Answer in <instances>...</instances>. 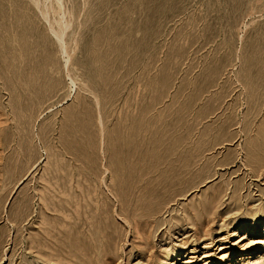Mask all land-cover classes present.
<instances>
[{"label":"rangeland","instance_id":"1","mask_svg":"<svg viewBox=\"0 0 264 264\" xmlns=\"http://www.w3.org/2000/svg\"><path fill=\"white\" fill-rule=\"evenodd\" d=\"M36 1L0 0V264H264V0ZM79 212L99 259L42 239Z\"/></svg>","mask_w":264,"mask_h":264},{"label":"bare ground","instance_id":"2","mask_svg":"<svg viewBox=\"0 0 264 264\" xmlns=\"http://www.w3.org/2000/svg\"><path fill=\"white\" fill-rule=\"evenodd\" d=\"M33 1V0H32ZM38 1H41V2H43L42 0H38ZM38 1H36V2H38ZM56 1V0H55ZM58 2H59V0H57ZM56 1V2H57ZM35 2V1H34ZM33 2V3H34ZM40 2V3H41ZM58 2H57V4H58ZM44 3V2H43ZM47 3V2H46ZM38 4V3H37ZM37 6V5H36ZM49 8V7H48ZM45 14H46V12H43V15L45 16ZM47 14H48V12H47ZM42 15V16H43ZM63 15V14H62ZM61 15V16H62ZM46 17V16H45ZM63 18H64V16H63ZM47 19V18H46ZM62 20H64V19H62ZM60 21V20H59ZM61 22V21H60ZM63 22V21H62ZM59 23V22H57L58 24H59V28H58V30H56L55 28H52L51 29V31H52V33H54V35H55V37H57L58 39V41L60 42V44H61V51H62V53L64 54V53H66V47H65V44H64V40H63V36H64V34H65V32H66V29L68 28V24H65V23ZM65 22V21H64ZM56 23V24H57ZM67 23V22H66ZM50 25H52V24H50ZM49 25V26H50ZM50 27H53V26H50ZM55 29V30H54ZM58 42V43H59ZM60 46V45H59ZM30 62V61H29ZM21 63H23V62H21ZM26 63L27 62H25L24 64L26 65ZM28 67V66H27ZM23 68V67H22ZM17 79H19L20 80V78H17ZM18 81V80H17ZM18 83V82H17ZM19 87V86H18ZM20 88V87H19ZM24 88V87H23ZM18 89V88H17ZM21 89V88H20ZM27 88L25 87V90H26ZM34 89V88H33ZM23 90V89H22ZM18 91V90H17ZM34 92V91H33ZM23 93L25 94L26 92H24L23 91ZM33 94V93H32ZM36 94V93H35ZM262 139V138H261ZM261 139H260V143L262 142L261 141ZM263 139H264V137H263ZM264 141V140H263ZM262 146H263V142H262V144H261ZM259 147H260V145H259ZM262 148V147H261ZM260 148V149H261ZM264 149V148H263ZM263 152V151H262ZM55 194V193H54ZM236 194H237V190L236 189H234L233 190V193H232V195H231V198L233 199V200H235L236 199ZM56 195V194H55ZM57 197V196H56ZM53 199V198H52ZM55 199V198H54ZM53 199V200H54ZM213 199V202H214V204H213V209H217L218 208V204H219V202H220V200L218 199V198H212ZM41 200V199H40ZM215 200H216V202H215ZM212 202V203H213ZM87 204H83L84 205V209L87 211L88 210V207L89 206H91V204H90V202H86ZM216 203V204H215ZM43 205L45 206V207H47L48 208V210L49 211H51V212H54L55 214L56 213H62L63 215L67 212V211H69L70 210V208L69 207H66V205L64 206V205H60V204H58V203H56V202H49V204H48V202L45 200V201H43ZM43 205H42V207H43ZM69 205H71L70 203H69ZM73 206V205H72ZM81 207V206H80ZM90 208V207H89ZM91 211H93L92 209H90ZM89 210V211H90ZM81 211H83L82 209H81ZM161 211V208L158 210V212H160ZM88 213V212H87ZM87 213H86V215H87ZM47 214V213H46ZM89 214V213H88ZM54 215V214H53ZM85 215V213H80L79 212V214H78V216H75V217H72V219H73V222H67V220H65V218L62 216V217H60V216H57V215H54L53 217L56 219V222H55V224L57 225V226H51V227H48V228H45L44 230V238H42V239H44V240H49V238L48 237H51V238H53V237H55L56 236V234H60V236L61 237H59V240H61V239H71L72 237H74V236H76L77 235V237H78V235H80V237H79V239L81 240V242H83L84 244H86L87 246H90V249L92 250V255L93 256H95V258H97V259H99L102 255H104V252H106L105 250H104V252H102V249H104L105 248V246H106V244H105V242H104V238H106L107 237V235H108V231H107V228H104L103 226L101 227V223L103 222H101L100 223V217H99V215H88V216H84ZM69 216V215H68ZM67 217V216H66ZM103 219H104V217H103ZM102 220V219H101ZM69 221H71V220H69ZM54 224V225H55ZM49 225V224H48ZM65 225L68 227L69 225H70V228L71 229H69V231H67L66 229L64 230H62L61 229V227H65ZM106 227V226H105ZM55 230H56V232H55ZM234 235H236V233H234ZM50 238V239H51ZM61 238V239H60ZM70 239H69V241H70ZM111 240V239H110ZM50 241V240H49ZM64 241V240H63ZM69 241H68V243H69ZM74 241H75V239H74ZM67 242V241H66ZM65 242V243H66ZM47 243H48V241H47ZM64 243V244H65ZM72 243V242H71ZM41 244H42V242H41ZM107 244H109V243H107ZM70 245V244H69ZM68 245V248L70 247ZM72 245V244H71ZM86 245H84V246H86ZM39 247V245H37V248ZM93 249H92V248ZM107 247V246H106ZM264 247V245H260L258 248H256V249H254V250H250V251H255V250H257L258 252L257 253H260L261 252V249ZM62 248V247H61ZM64 248H66V247H64ZM63 248V249H64ZM94 248H96V249H100L101 250V252H100V250H98L99 252L97 253L96 251L95 252H93V250H94ZM71 249V248H70ZM90 249H87V250H84V251H86V253H84V254H82L81 256L82 257H90V259H91V253H89V251H90ZM68 250V249H67ZM67 250H65V251H67ZM72 250V249H71ZM70 250V251H71ZM39 251V254H42L43 253V251H41V250H38ZM58 251H59V249H58ZM69 251V250H68ZM69 253H71V252H69ZM74 253V252H73ZM181 253V251H180V249L179 250H171V252H170V256H171V258L172 259H178V257H179V254ZM76 254V253H75ZM78 256L79 255H74V257L75 258H78ZM92 256V257H93ZM262 256V255H261ZM45 258H46V260L45 261H49L50 260V258H49V255L48 256H44ZM48 257V258H47ZM79 259V258H78ZM40 260V259H39ZM100 260H102V258L100 259ZM94 261H96L95 259H94ZM99 261V260H98ZM103 261V260H102ZM50 262V261H49ZM101 262V261H100Z\"/></svg>","mask_w":264,"mask_h":264}]
</instances>
